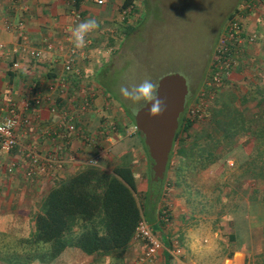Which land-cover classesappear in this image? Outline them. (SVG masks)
Returning a JSON list of instances; mask_svg holds the SVG:
<instances>
[{"label": "crops", "instance_id": "0c3cea01", "mask_svg": "<svg viewBox=\"0 0 264 264\" xmlns=\"http://www.w3.org/2000/svg\"><path fill=\"white\" fill-rule=\"evenodd\" d=\"M24 1L29 7L27 13L22 12L19 8L21 3L19 0H0V42L5 45V50L0 53V104L8 101L10 97L20 106L22 99L28 95L29 88L34 87L35 84L40 87L39 92L42 96L49 95L48 83L50 81H47V78L56 76L57 84L62 86V82L59 81L60 77L64 76L57 50L45 51V59L41 64L36 65L32 60L25 59L19 71L14 72L10 69V63L16 55L13 49L17 46L18 33L5 29L4 21L9 18L14 21L25 18V31L34 45H38L37 42L43 35H48L54 41L59 42L67 30H71L86 20L96 19L100 23V27L92 32L93 45L90 59L83 64V79L84 83L100 84L103 87L99 75L106 58H103L102 51L106 41L112 42V39L106 34L110 27L104 26L106 24L113 25L112 20L115 16L117 19L119 6L123 0H104L102 5H97L95 0H80L79 8L82 18L79 22H73L64 0ZM253 18L247 21V26L255 29L257 38L252 45L247 46L248 51L244 56L247 66L244 68L243 65L230 74L229 78L232 83H244L245 79L243 78L253 76L251 74L253 71V74H257L258 77L256 81L264 84V25L258 24L254 27ZM51 59H55L53 65L48 62ZM31 63H34L35 66L31 65L30 67ZM46 70H49L47 75ZM253 80L255 81V79ZM63 86L69 89L68 83H63ZM244 87H241L243 88L241 90L244 91ZM77 88L70 87V94H74V91L79 92L80 89ZM94 97L97 111H91L83 118L85 135L93 138L90 143L83 144V139L75 136L69 139L68 134H63V127L59 126L62 120L61 107L69 106L68 93L67 100L63 95L58 100V109L55 112H50L44 105L32 108L28 112L27 116L32 118V123L22 124L16 132L22 147L20 145L11 152L0 150L1 229L11 228L19 231V229L28 228L30 230L34 227L33 215L40 209L45 194L52 186L86 166H96L109 172L120 163L122 153L128 147L127 144L124 147L121 143V131H118L117 136L109 137L110 134L107 130L101 131L99 128L103 122L108 125L114 123L118 126L119 119L116 116V109L112 108V100L105 98L99 91L94 93ZM37 114L38 119L36 118ZM134 143L138 144L136 140ZM203 144L199 143L197 146H204L205 144ZM28 146H35L43 156L49 154L56 156L57 159L53 162V167L48 173L39 172L31 176L26 174L31 165L23 152L24 148ZM211 146L214 155H225L211 163L216 166L219 163L227 162L229 165L235 163L238 167L242 162L239 164L236 161L234 150L241 146L247 149L243 142L240 145L235 144L233 147L226 145L223 148L218 144L213 145V143ZM246 152L243 159L246 162L244 166L253 162L251 152L247 150ZM93 159L95 164H90L89 161ZM256 163L264 165V158L256 159ZM169 168L170 163L166 174ZM144 172L143 168L141 175ZM232 173L233 182L234 180L238 181V184H233L230 190L232 192L229 191L227 195L234 194L242 197L241 201L235 202L225 213L217 210L209 218L199 217L194 220L191 227L181 228V231L178 226L174 227L172 224V227L177 231V236L167 235L166 232L170 229V224L164 223L163 220L160 221L159 210L154 212L150 208V219L142 211L141 217L148 222L165 246L169 245L171 240L176 237L184 249V254L180 258L171 257L165 250H161L157 259L150 264H264V184L260 185L264 176L261 177L258 170L255 174L251 168L247 169L245 176L249 184L243 185L241 182L245 178L242 176V171L241 173L235 171ZM136 180L138 190H140L143 179L136 176ZM184 213L189 212L186 210ZM7 221L9 224H5ZM22 236L23 234L20 237ZM20 241L19 238L18 242L20 243ZM76 250L77 248L69 247V260L73 259V255H75L73 251ZM144 250L145 244L133 236L123 257H117V253L112 251L93 253L88 262L89 264H116L120 260L121 264H137L138 259L142 260Z\"/></svg>", "mask_w": 264, "mask_h": 264}, {"label": "rangeland", "instance_id": "374dc122", "mask_svg": "<svg viewBox=\"0 0 264 264\" xmlns=\"http://www.w3.org/2000/svg\"><path fill=\"white\" fill-rule=\"evenodd\" d=\"M239 2L240 0H134L132 11L128 12L129 19L126 20V25L134 26L129 34L125 35L123 30L122 32L116 30L120 24L118 12L117 19L115 16L112 20L113 25L104 26L110 27L109 30H112L119 45L103 61L104 66L100 70L99 77L107 79L108 85H102L110 94L113 103L111 105L116 109L118 122L128 121L120 136L123 146L125 147L126 144L128 146L122 156L130 159L135 175L143 179V185L140 186L137 195L146 216L150 215V206L145 203L144 195L147 179L152 176L149 168L151 162L147 159L144 147L139 144L140 137L135 136V125L129 122L130 118L125 108L127 107L134 115L145 102L134 104L126 100L119 89L121 86L139 84L146 78L157 84L161 76L179 73L186 78L188 85L185 106L188 109L195 105L199 89L207 77L219 35ZM260 13L257 15L264 21V4L260 6ZM121 27L123 28L122 25ZM239 65L241 66V61ZM246 66L245 64L244 67ZM251 74L253 76L249 77V80H244V86L250 80L258 79L253 71ZM218 97L219 94L216 98ZM213 104H208L206 109ZM206 109L203 117L198 122H194L191 131L200 132L203 127H208L207 117L204 118ZM181 136L183 137V133ZM240 139L242 142L246 141ZM135 140L138 142L136 145ZM197 140L199 141L197 144L200 142L207 144L202 136ZM189 143L191 142L186 144ZM244 144L247 149L238 147L234 150L236 161L239 164L242 162L238 167L235 163L229 165L227 162L219 163L218 166L208 165L206 168L195 167L188 160L183 161L184 158L178 157L173 150L170 168L167 174L165 172L159 199L152 208L154 212L159 210L160 214L165 209L169 212L171 220L163 221L170 224V229L166 232L168 236L172 234L177 236L174 227L178 226L181 231V228L191 227L195 219L203 216L209 218L217 210L225 213L235 202L241 201L242 197L227 194L233 184H238V181L232 180L234 171L239 173L242 171L245 179L241 184H249L245 176L247 166H244L246 162L243 159L246 150L251 151V144L247 141ZM143 168L145 172L141 175ZM263 184L264 180L260 182V185ZM186 210L189 213H184ZM159 219L161 221V218ZM5 224H9L8 221ZM80 230L81 227L76 233ZM33 231L34 227L19 231L0 228V264H89L91 254L78 248L73 251L75 254L73 259L69 260V247L75 248L74 246H67L59 256L49 259L48 245L42 246L32 242ZM19 238L22 241L20 243ZM137 261L140 262L141 259ZM116 264H121V261Z\"/></svg>", "mask_w": 264, "mask_h": 264}, {"label": "trees", "instance_id": "16d2710c", "mask_svg": "<svg viewBox=\"0 0 264 264\" xmlns=\"http://www.w3.org/2000/svg\"><path fill=\"white\" fill-rule=\"evenodd\" d=\"M133 2L134 0H123L119 9L127 8L130 13ZM127 19L128 14L124 19H119L120 24L116 29L120 32L123 30L125 35L134 27L132 24L126 25ZM124 22L125 24H121ZM247 51L248 48L245 47L240 58L241 66L238 64L233 72L245 65L244 56ZM243 79L249 80L247 77ZM101 82L108 85L107 79H101ZM241 87H244L243 83L235 84L231 81L221 87L219 97L216 98L218 94L215 96L216 101L213 99L214 102L211 103L214 104L206 109L204 115L205 119L207 117L208 127H203L200 132L191 131L194 122L199 119L188 118L187 108L184 107L178 119L167 167L175 150L178 157L184 158L183 161L188 160L195 167L205 168L225 156L214 155L212 143L223 148L226 145L233 147L235 144L240 145V138H243L251 144L253 162L247 164V169L251 168L255 174L258 170L260 176H264V165L256 163V159L264 158V84L249 81L244 91ZM125 108L129 122L134 123V115ZM121 123H118V131L123 133L128 121ZM135 136L140 137L139 144H142L147 159L151 162L142 134L137 129ZM201 136L207 144L197 146V139ZM187 142L191 143L186 144ZM163 182L164 180L154 182L151 177L147 179L144 199L150 208L157 203ZM138 192L132 162L126 156H122L120 163L109 172L96 166H86L52 186L45 194L40 209L33 215L34 231L31 240L42 246L48 245L49 259L59 256L67 246H74L89 254L112 251L117 253V257H123L142 214ZM146 217L150 219L149 216ZM79 227L82 230L76 233Z\"/></svg>", "mask_w": 264, "mask_h": 264}, {"label": "built area", "instance_id": "2783aa9c", "mask_svg": "<svg viewBox=\"0 0 264 264\" xmlns=\"http://www.w3.org/2000/svg\"><path fill=\"white\" fill-rule=\"evenodd\" d=\"M21 3L19 8L22 12L27 13L29 7L24 0H19ZM67 4L73 22H79L82 18L80 0H64ZM97 5L104 4V0H95ZM263 0H240L232 14L229 16L226 24L219 35L218 41L215 45L211 64L205 82L201 85L196 104L190 106L186 110V116L190 119H201L204 110L215 98L216 94L221 90V87L229 83V76L233 70L237 68L240 63V58L247 46L252 45L257 38L255 29L247 26V21L250 18L254 19L256 27L258 24L264 25V21L257 15L260 13V6ZM128 14L127 8L119 10L120 19H124ZM25 18L14 21L6 19L4 27L7 31L17 32V46L13 49L16 54L15 58L10 63V69L14 72L22 68L24 60H32L36 65L41 64L45 59V51L57 50V54L62 62L64 76L60 77L62 86L57 84V77L53 76L47 78L49 95L42 96L39 92L40 87L37 84L29 88V93L26 95L19 106L10 97L8 101L0 104V150L3 152H11L21 145L17 136V129L22 124L32 123V118L28 117V112L32 108H37L44 105L50 112H55L58 109L57 102L62 98V95L67 100L69 93V106L61 107L62 120L59 123L63 127L65 135H69L83 139V144H88L93 138L85 135L84 120L86 114L91 111H97L95 108L94 93L99 91L107 99H111L109 93L100 86V84L84 83L83 64L90 59V53L93 45L92 32L85 37V44L81 48H76L72 39V29L67 30L63 38L59 42L54 41L48 35H43L38 45H34L31 38L25 31ZM107 36L112 39V42L106 43L103 46V58H107L112 51L118 47V41L113 35L112 30H107ZM114 38V39H113ZM5 50V45L0 42V53ZM50 65H53L55 59L48 60ZM34 63L30 64L35 66ZM49 70H46V75ZM69 84V89L63 86V83ZM87 86V87H85ZM70 87H78L79 92L74 91L70 94ZM69 109H68V108ZM38 119V114L36 115ZM105 118V117H104ZM5 121L14 122L11 128L4 127ZM100 130H107L109 137L118 134V126L116 124L101 123ZM84 129V130H83ZM22 147V145H21ZM24 155L30 162L31 167L27 169L26 174L31 176L34 173H48L53 167V162L57 159L53 154L43 156L35 146H28L24 148ZM90 164H95V160H90ZM160 218L163 221L169 220V212L167 209L162 210ZM133 236L141 240L145 244V250L142 260L139 264H150L154 262L161 250H165L171 257L180 258L184 254V249L175 238L171 240L170 244L165 246L161 239L151 229L148 222L143 218L137 221Z\"/></svg>", "mask_w": 264, "mask_h": 264}, {"label": "water", "instance_id": "95a60500", "mask_svg": "<svg viewBox=\"0 0 264 264\" xmlns=\"http://www.w3.org/2000/svg\"><path fill=\"white\" fill-rule=\"evenodd\" d=\"M158 98L164 102L161 115H149L151 103H144L134 114L135 128L142 134L143 143L151 159V180L162 181L172 150L178 119L184 111L188 85L179 73L161 76L157 80Z\"/></svg>", "mask_w": 264, "mask_h": 264}, {"label": "clouds", "instance_id": "9594fccd", "mask_svg": "<svg viewBox=\"0 0 264 264\" xmlns=\"http://www.w3.org/2000/svg\"><path fill=\"white\" fill-rule=\"evenodd\" d=\"M102 2V0H101ZM100 23L96 19H89L79 23L72 29V39L76 48H81L85 44V37L88 33L99 29ZM158 85L150 78L142 80L139 84H131L129 86H121L120 94L126 99L132 101L134 104L141 101L146 104L151 103L148 110L152 117L159 116L164 111V102L158 98ZM14 122L5 121L4 127L11 128Z\"/></svg>", "mask_w": 264, "mask_h": 264}]
</instances>
